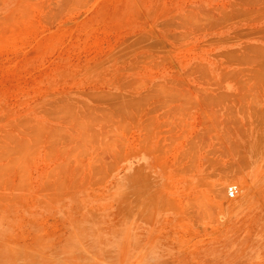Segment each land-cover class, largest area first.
Returning <instances> with one entry per match:
<instances>
[{
  "label": "rangeland",
  "instance_id": "374dc122",
  "mask_svg": "<svg viewBox=\"0 0 264 264\" xmlns=\"http://www.w3.org/2000/svg\"><path fill=\"white\" fill-rule=\"evenodd\" d=\"M0 264H264V0H0Z\"/></svg>",
  "mask_w": 264,
  "mask_h": 264
},
{
  "label": "built area",
  "instance_id": "2783aa9c",
  "mask_svg": "<svg viewBox=\"0 0 264 264\" xmlns=\"http://www.w3.org/2000/svg\"><path fill=\"white\" fill-rule=\"evenodd\" d=\"M233 193H234V190H233L232 188H230V189H229V194H230V195H233Z\"/></svg>",
  "mask_w": 264,
  "mask_h": 264
}]
</instances>
